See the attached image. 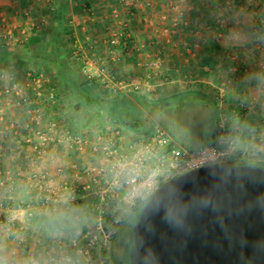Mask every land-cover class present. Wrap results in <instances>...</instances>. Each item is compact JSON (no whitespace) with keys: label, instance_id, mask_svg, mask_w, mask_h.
I'll return each instance as SVG.
<instances>
[{"label":"built area","instance_id":"built-area-1","mask_svg":"<svg viewBox=\"0 0 264 264\" xmlns=\"http://www.w3.org/2000/svg\"><path fill=\"white\" fill-rule=\"evenodd\" d=\"M45 1L53 3L54 0ZM119 4L121 8H113L109 13L114 23L108 24V34L104 38L107 55L98 53L99 38L91 32L71 35L68 50L73 65L77 66L83 79L110 93L140 89L139 82L123 78L117 72L118 64L126 56L140 55L138 63L150 69L144 79L146 82L151 83L150 78L158 70L166 81L170 80L165 53L154 58L153 50L157 49L160 53L162 49L165 51L167 45H180L178 37L186 32L189 24L186 17H183L184 14L180 12L177 17L171 18L170 24L164 25L161 40L155 39L149 44L137 43L136 33L130 23L133 0H119ZM146 5L151 7L152 1L148 0ZM86 12L92 17L94 8L86 7ZM22 16L26 22L19 25L16 37L11 29H8L7 34L0 33V47L11 48L28 43L34 34L49 22L48 16L34 14L31 9H25ZM2 21L5 22L6 17H3ZM253 43L251 52L264 51V23L254 30ZM184 54L191 58L196 53L191 46H186ZM238 56L239 53L234 52L231 58L236 60ZM260 66L264 69V58ZM231 68L234 73L239 69L235 64ZM249 68L247 66L241 70L248 73ZM6 74L7 81L0 84V158L6 138L16 144L21 142L22 130L16 125V120L11 119L8 114L9 106L16 103L28 113L27 129L31 128L33 135L38 134L42 138L44 154H48L50 147L56 153L54 174L53 171H42V191L57 193L60 197L70 192H80L86 199H92L87 203L89 210L119 211L129 207L135 200L142 203L163 181L173 175L220 161L250 160L255 152L264 147V117L257 124L247 126L245 123L248 116L256 112L255 102L230 97L227 83L230 84L231 80L238 81L239 78L234 76L235 74H232L231 80L227 79L217 87L215 98L219 102L221 112L213 130L216 138L194 148L178 143L172 131L161 122H156L146 133L132 135L124 134L121 129L111 124H102L98 126L97 131L76 130L58 120L53 114L50 118L43 109L49 105L56 107L58 101L49 72L29 68L22 75L24 78H21L18 72L8 71ZM32 103H35L36 107L31 108L28 105ZM25 107L29 109L26 110ZM44 121L46 122L42 124V128L38 126ZM30 124L32 127L29 128ZM244 133L249 134V144L240 148L239 143ZM57 175L74 178L76 187L70 188L60 184L56 191L52 177ZM10 178L6 173V176L0 179V184L14 183ZM42 209L48 211L49 207L44 204ZM6 211L9 214L10 227L20 223L19 210ZM31 219L33 213L30 211L27 220ZM27 227L28 224L25 223L17 227V239L23 246L29 242ZM88 233L89 231H86V234ZM96 236L90 237V245L95 242ZM49 258L53 259L52 256Z\"/></svg>","mask_w":264,"mask_h":264},{"label":"crops","instance_id":"crops-1","mask_svg":"<svg viewBox=\"0 0 264 264\" xmlns=\"http://www.w3.org/2000/svg\"><path fill=\"white\" fill-rule=\"evenodd\" d=\"M147 1L148 0H133L130 23L132 25L131 28L136 33L135 42L149 44L150 41L155 39L161 40L164 35V25L170 24L169 21L171 18L177 17L180 12L184 14L183 17H186L189 24L186 32L178 37L181 45H167L165 47V51L169 55L167 58V65L177 79L166 81L158 70L157 73L150 78L151 83L144 81L145 78H143L142 82V76L139 73L141 70L144 72L149 69L138 63V59H134V57L126 56V58L121 60L117 67L118 74L123 78L141 84L139 90H133L135 94H143V96L154 100L155 102L153 101V104H156L157 100H167L178 93H188L192 95L193 93H190L192 91L185 88V84L182 83V77L178 76L179 63L177 60L180 59L184 64L189 62L187 58L183 59L181 57L183 55V51L181 50L183 49L182 45H187V43H189L196 54H201L202 56L213 54L215 61L213 66L204 65L203 69L208 70L206 74L213 71L216 72V69L219 71L218 69L224 66V64L222 65V59L227 57L229 52L232 50L238 52V60L233 63L231 62L228 66H224L226 68V73L230 71L233 74L234 72L231 71V66L235 64L239 67L238 71L242 73L240 74L241 79L239 78V80L235 82V84H238L239 88L235 87L231 91L230 97H244L246 101H253L258 111L259 106L264 103V71L260 70L261 58H259V56L261 55H258L260 54V50H256L255 53L252 52V55H249L250 57L252 56V58L247 57L244 53L247 52V49L251 52L250 49L254 45V30L260 27L261 21L264 20V18L259 15L260 13L257 14L258 11L255 10L257 6H264L262 0H151V7L146 5ZM62 2L67 3L70 7V10H68L66 14V18L69 21L67 24V33L69 35H76L82 34L85 31L91 32L99 38L98 53L100 55H107V46L104 43V38L108 34V24L114 23V19L109 17V13L113 8H121L119 0H54L53 3H49L45 0L43 2L37 0H0V21L3 17L11 16L16 10L19 11L20 9L24 11L30 8L34 14L48 16L50 22L53 18L55 5ZM86 7L94 8V15L92 17L88 16ZM250 34H252V37ZM39 36L38 33L34 34L31 41L38 40ZM247 36L248 38L250 37V39H248V41L250 40V44L248 41L246 42ZM156 51L157 49L153 50L154 54L152 57L154 58L158 56ZM261 54L264 56V51H262ZM201 55L199 58L202 57ZM182 59L185 62H183ZM3 66L4 68L9 67L11 70L15 68L16 70L18 69V74H21V78H24L22 75L27 69L40 70L41 64L39 62H27L23 59L0 60V78L3 76ZM247 66L252 69H250L248 73H243L241 69ZM254 69H258L259 71L253 72L252 70ZM142 75L144 76L145 74ZM123 94L124 93H122V95ZM206 96L207 93L204 90V99H206ZM262 113H264V111ZM8 114L11 119L16 120L19 126L23 127V125H25L23 122L26 120L25 118H27V113L16 103L9 106ZM253 124L254 123L250 122L247 126ZM243 137L246 138V141L243 139H241L243 141L240 140V148L249 144V134L244 133ZM36 141L37 140L34 139L33 143ZM5 145H7V142H5ZM28 146V151L30 150L32 152L34 145L30 143ZM257 153L258 155L264 154V150L261 149ZM51 157L53 159H51ZM51 157L50 159L47 156L43 157L44 160H48L46 164L41 161V163H35L36 166L40 164V167L42 166V171L47 170L52 172L56 165V159L53 157V154ZM259 160L261 161L262 159L259 158ZM25 165L28 166L27 162ZM32 165H34V163ZM45 166H47V168ZM29 168L28 166L27 169ZM8 170V163L1 157L0 179L6 176V171ZM22 183L21 187L13 194L14 199L11 203L14 208H21L24 204H22V202H24V199L30 194V192H27V189L32 186L31 182L23 180ZM3 189L4 188L0 185V199L7 196ZM44 191H42V194L46 193V191ZM40 193L36 191L31 197L35 198L40 195ZM140 204L141 202L137 205L140 206ZM0 217H2L1 214ZM22 218L23 216L21 219ZM20 223L22 224V222ZM20 223H16L11 227L7 224L0 223V264H51L48 261V254L52 250L48 248V242L54 241V239H50L51 235L57 237L59 234L57 235L54 230L48 228H40L32 221L30 226L27 227L29 235L28 245L23 246L17 239L19 232L17 227L21 225Z\"/></svg>","mask_w":264,"mask_h":264},{"label":"rangeland","instance_id":"rangeland-1","mask_svg":"<svg viewBox=\"0 0 264 264\" xmlns=\"http://www.w3.org/2000/svg\"><path fill=\"white\" fill-rule=\"evenodd\" d=\"M264 3V0H262ZM58 4V3H57ZM30 9V8H29ZM68 10H70V7L68 5ZM255 10L258 11L257 14L262 16L264 18V6H257ZM35 12V11H34ZM23 11L19 9V11H14L11 16L6 17V21L3 22L2 19L0 21V33L2 35L8 33V29L13 30V35L16 37V33L19 32V25L24 24L26 22V19L22 16ZM66 24L69 23L68 19L66 18ZM264 23V20L261 21V24ZM4 24V25H3ZM54 26L53 18L50 20V22H47V24L43 27L42 30L38 32L39 39L37 41H41L42 38L46 35V33L52 31ZM226 28V27H224ZM63 35L67 37L68 33L67 31L63 32ZM252 37V34H250ZM10 39V38H9ZM70 41V35L68 37ZM246 42L250 37H246ZM69 41H66L65 43V50L67 55L70 56V52L68 50V44ZM30 42V41H29ZM189 42V41H187ZM250 44V40L248 41ZM192 43V41H191ZM181 45V43H180ZM22 44L16 45L14 47H11V49L19 48ZM191 46L189 43L183 44L181 49L183 51V55L181 56L183 59H188L189 62L187 64H184L178 60V76L182 77V83L185 84V88L191 90L190 92L192 95H189L188 93H178L167 100H157L156 104H153L152 99L147 98L146 96H143V94H135L133 90H121L118 93H110L106 90H103L101 88H98L94 91L98 92L99 99L96 101L89 103L84 101H78L76 98L68 99L64 92L58 89L57 81L52 77V85L55 87V93H57L58 101L56 107L53 105H49L47 107H44V111L49 114L50 118L55 116L58 120H61L62 122L73 126L76 130L79 129H93V131L98 130V126L102 124H111L119 129L122 130V132L126 135H132V134H138L136 130H134L132 127H130L127 123L125 124L123 119H132L137 118L141 120L142 122L149 120L151 124H155L157 121L154 120V109L155 106L159 105L162 102H170L172 104L175 103H182V102H190L192 104H208L211 108V111L218 106L220 111V105L219 102L215 98V94L217 91V87L220 85L221 82L227 81V79H230L232 77V73L229 71L226 73V68L224 67L226 64H230L231 62H235L236 60H233L231 57L234 53L232 50L227 54V57H224L222 59V65L224 64V68H219L216 72L213 71L209 74L208 70H204L201 68L200 62L202 60V57H200L199 54H195L194 56L187 57V55L184 54L185 47ZM232 46V45H231ZM230 46V47H231ZM245 46V45H244ZM4 48V47H2ZM157 52V51H156ZM262 52V51H261ZM259 58L261 60L264 58L263 54H261ZM158 53V52H157ZM162 53H165V58H168L169 55H167V52L163 49L160 50V53L157 55H161ZM255 53V50L253 51ZM154 54V53H153ZM243 54V53H242ZM241 54V55H242ZM249 58V55H252V52H249L247 49V52L244 53ZM255 55V54H254ZM253 55V56H254ZM140 55L134 56L135 59H138ZM202 56V55H201ZM204 56V55H203ZM70 59L72 61V58L70 56ZM182 59L183 62H185ZM260 60V59H259ZM260 60V61H261ZM259 61V62H260ZM73 63V62H72ZM228 64V65H229ZM77 67L76 65H74ZM148 68L147 66H145ZM228 69V68H227ZM249 69H252L251 67ZM18 70V69H17ZM16 68L11 70L9 67L2 68L3 76H1L0 81L1 85L4 84L7 81V74L8 71H13L17 73ZM34 70V69H32ZM40 70L49 72L44 65L41 64ZM150 70V69H149ZM149 70H146L144 72L139 73L142 77L141 81L143 82V78L146 77V74ZM260 70L264 71L260 67ZM253 72L259 71L258 69L252 70ZM168 76H170V80L173 81L177 79V77H174V74H172L171 70H167ZM50 73V72H49ZM142 74H145L144 76ZM235 74V75H234ZM240 74H242L239 71H236V73H233L234 76H238L240 78ZM241 79V78H240ZM231 80V79H230ZM239 80V79H238ZM145 81V80H144ZM151 82V81H149ZM235 80H231L230 84L227 83L229 86L230 92L236 87L239 88L238 84H235ZM204 90L207 93L206 99H204ZM96 92V93H97ZM124 97H127L126 101H120L117 105L116 98L117 95H122ZM200 95V96H199ZM243 100L244 97H241ZM262 101V100H261ZM260 101V102H261ZM123 102V103H121ZM155 102V101H154ZM121 103V104H120ZM31 108L36 107L35 103H32ZM259 106V104H258ZM26 110L29 109L25 107ZM257 111V108H256ZM264 103L259 106L257 113H259L260 117H258L259 120H261L264 117ZM27 113V111H25ZM221 112V111H220ZM28 116V113H27ZM23 122V127L19 126L16 122V125L22 130V134L20 136L21 142L16 144L14 141H12L10 138H6L5 142H7V145L2 147V157L5 159L6 163H8V171H6L7 176H10V180L13 182H4L3 184H0L4 189L6 193V197L0 199V214L2 217H0V223L1 224H7L10 227V219L7 209H17L20 210V221L22 223H25V225L32 223L34 217L39 213H44L47 215H63L67 214L75 223H81L82 227L74 228L72 231L64 232V231H55V233L58 235L53 236L51 235L50 239H54V241L48 242V248L52 251L49 252L48 256L53 257L52 260L48 257V261L51 264H116L115 261H119V264H122L121 258L123 254V246L121 245L119 238L120 236L117 234V230L120 228H127L128 223H130L133 218L134 214H136V209L131 210L130 206L126 207L125 209L119 210V211H95V210H89V205L87 203L91 202L92 199L85 198L83 195L79 192L77 194H71L67 193L64 197H60L57 195V193H44L42 194V166H36V164L43 163L46 164L48 160H44V157H50L53 155V157H56V153L54 150H49L47 153L44 154V151H42V138L38 136V134H34V131L30 128L32 127V124H30L28 127L29 130L26 127V123H28V119ZM46 121L42 124H44ZM250 122L254 123L251 119H246L245 123L250 124ZM20 123V122H19ZM217 121L214 123V126H212L210 122V127L208 126L204 132L203 135L205 139L208 137L209 134H211L214 130V127L216 125ZM172 130V129H171ZM36 139L37 141L33 143V140ZM174 139L182 144V145H188L186 142H184L181 139H178V136L174 134ZM244 141H246V138H242ZM241 140V141H243ZM29 142V143H28ZM32 143L34 145V149L31 152L29 149V144ZM264 145V143H263ZM264 150V147L262 148ZM263 154V153H262ZM258 155V153L252 155V159H250L252 162H260L259 158H261V161H264V154ZM61 155V154H60ZM51 159H53L51 157ZM50 161V160H49ZM27 162L28 166L30 167L27 169V165L25 163ZM34 163V165H32ZM36 163V164H35ZM47 168V166H45ZM55 167V166H54ZM70 171V169H69ZM54 174V170L52 172ZM27 180L30 181L32 186H30V190L27 189V192H30V194L24 199V202H22L21 208H14L11 201L14 199V192L21 187L23 184L22 181ZM53 185L55 187V190L57 191V187H59L60 184L67 185L70 188H75L76 182L74 181V178H69L65 176H53ZM33 181V182H32ZM81 181V180H80ZM52 187V188H54ZM38 191L40 195H36L37 197H31L33 196L34 192ZM139 203L138 200L133 201L131 205H136ZM47 204L49 207L48 211H45L42 209V205ZM33 213V219L30 221L27 220V215L29 212ZM42 211V212H41ZM62 211V212H60ZM23 216V220L21 217ZM24 221V222H23ZM132 229V228H131ZM86 231H89L88 234H86ZM116 233L117 235L114 236L112 239L111 235ZM97 235L95 238V242L90 245L89 240L90 237ZM111 236V237H110ZM128 240V236H127Z\"/></svg>","mask_w":264,"mask_h":264},{"label":"water","instance_id":"water-1","mask_svg":"<svg viewBox=\"0 0 264 264\" xmlns=\"http://www.w3.org/2000/svg\"><path fill=\"white\" fill-rule=\"evenodd\" d=\"M208 104L153 113L191 148L206 141ZM130 264H264V167L220 161L163 181L131 229Z\"/></svg>","mask_w":264,"mask_h":264},{"label":"trees","instance_id":"trees-1","mask_svg":"<svg viewBox=\"0 0 264 264\" xmlns=\"http://www.w3.org/2000/svg\"><path fill=\"white\" fill-rule=\"evenodd\" d=\"M68 11V5L65 2L58 3L54 7L53 11V21L54 26L52 31L46 33V35L39 41H30L19 48H2L0 47V60H25L27 62H39L44 65L46 69L50 72L52 77L56 79L58 89L64 92L68 99L76 98L78 101H84L91 103L94 100L99 99L97 91L99 87L95 84H91L79 73V70L73 65L70 56L67 55L65 50V43L69 41L68 37L63 35V32L67 31V24L65 16ZM71 37V35H70ZM135 59V58H134ZM213 54L207 56H202L200 62L201 68H204V65L213 66L214 64ZM229 64V63H228ZM226 64V66H228ZM97 92V93H96ZM115 99L117 105L120 101L125 102L127 97L123 95H117ZM80 101V102H81ZM121 102V103H123ZM120 103V104H121ZM260 114L252 113L248 116V119H251L254 124H257ZM220 111L218 106H216L212 111L211 124L214 126V123L219 120ZM124 123L128 124L138 133H146L151 128L152 125L149 120L142 122L137 118L132 119H123ZM216 138V134L213 131L212 134L208 135L206 142L212 141ZM245 162L249 165H259L264 167V161L252 162L251 160L237 161ZM145 201L140 204V206L130 205L131 210L136 209V214H134L133 220L128 223L127 228H120L117 230V234L120 236L119 241L123 248V254L121 258L122 264H130V252H131V228L133 223L137 220L140 210L142 209ZM34 223L40 228H48L54 231H64L69 232L74 228L82 227L81 223H75L71 217L67 214L63 215H47L44 213L37 214L34 219ZM114 235V234H113ZM113 235L110 237L113 239ZM128 236V240H127ZM116 264H119V261H115Z\"/></svg>","mask_w":264,"mask_h":264},{"label":"flooded vegetation","instance_id":"flooded-vegetation-1","mask_svg":"<svg viewBox=\"0 0 264 264\" xmlns=\"http://www.w3.org/2000/svg\"><path fill=\"white\" fill-rule=\"evenodd\" d=\"M185 101L184 102H180V103H175V104H172L170 102H162L160 103L159 105L155 106V109H154V112L157 111L158 109L162 108V107H165L167 109H173V110H176L180 105H184ZM201 104V103H200ZM206 104V103H204ZM198 105V104H197ZM211 116H212V111L210 112L209 116L207 117V122H206V125H205V129L209 126L210 127V121H211ZM154 118V117H153ZM154 120H156L157 122H159L157 119L154 118ZM169 130L172 131V126L170 125L169 127ZM173 134H175L176 136H178V139H181L183 140L184 142H186L188 145L190 144L189 140L184 136V135H181V134H176L172 131ZM117 235L116 233H114L113 236ZM114 238V237H113Z\"/></svg>","mask_w":264,"mask_h":264}]
</instances>
